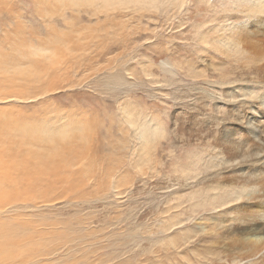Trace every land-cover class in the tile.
<instances>
[{"label": "rangeland", "instance_id": "1", "mask_svg": "<svg viewBox=\"0 0 264 264\" xmlns=\"http://www.w3.org/2000/svg\"><path fill=\"white\" fill-rule=\"evenodd\" d=\"M249 1L0 0V264H241L221 127L225 48L264 49Z\"/></svg>", "mask_w": 264, "mask_h": 264}, {"label": "bare ground", "instance_id": "2", "mask_svg": "<svg viewBox=\"0 0 264 264\" xmlns=\"http://www.w3.org/2000/svg\"><path fill=\"white\" fill-rule=\"evenodd\" d=\"M249 3L254 15L257 13L254 16L256 17L254 24L261 26L263 23L261 20L264 19V0H250ZM225 53L228 56H234L233 58L230 57L232 61L237 58V62L244 64H237L236 62L237 78L232 83H223L226 87L222 97L225 98L230 93L233 97L229 96L232 98L231 103H229L230 99H223V102L226 106L237 108L236 112L239 114L235 112L237 115H234L237 117L234 121L232 120V123H228L226 117L224 125L221 127L222 135L227 136L228 139L231 137L229 129L235 130V134L238 135L229 148L232 150V155L229 156V149L224 150V154H228L222 157L221 170L228 173L226 176L222 172L223 176L230 180L227 181L230 183L228 189L233 188L230 202H234L233 208L237 212L232 220L237 223L234 235L237 236L240 246L241 264H257V258L264 254V49L259 44L249 48L237 47L235 44L226 47ZM229 68L225 67V69ZM250 73L252 76L247 82L245 76L250 75ZM226 201H229V198ZM224 211H228V209H224ZM246 245L250 246L247 254Z\"/></svg>", "mask_w": 264, "mask_h": 264}]
</instances>
